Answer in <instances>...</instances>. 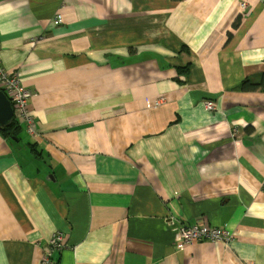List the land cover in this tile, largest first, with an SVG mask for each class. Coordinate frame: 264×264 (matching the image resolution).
I'll return each mask as SVG.
<instances>
[{
	"label": "crops",
	"instance_id": "1",
	"mask_svg": "<svg viewBox=\"0 0 264 264\" xmlns=\"http://www.w3.org/2000/svg\"><path fill=\"white\" fill-rule=\"evenodd\" d=\"M0 44L37 125L0 132V264H264V0H0Z\"/></svg>",
	"mask_w": 264,
	"mask_h": 264
},
{
	"label": "built area",
	"instance_id": "2",
	"mask_svg": "<svg viewBox=\"0 0 264 264\" xmlns=\"http://www.w3.org/2000/svg\"><path fill=\"white\" fill-rule=\"evenodd\" d=\"M243 6L245 7V4H243ZM62 21V14H58L55 17L53 24L59 25ZM0 87L3 88L11 100L15 108V116L17 120L25 125L29 134L35 135L37 133V125L34 116L29 111V99L33 92L24 85L18 73H9L4 70L1 66V61ZM206 107L208 110H215V105L212 101H207ZM233 237V232L225 227H209L201 223L180 224L176 234V247L179 250H184L188 245L196 242H228L232 240ZM63 241L64 236L61 232L54 234L49 242L48 248L40 260V264H56L54 254L63 249Z\"/></svg>",
	"mask_w": 264,
	"mask_h": 264
},
{
	"label": "water",
	"instance_id": "3",
	"mask_svg": "<svg viewBox=\"0 0 264 264\" xmlns=\"http://www.w3.org/2000/svg\"><path fill=\"white\" fill-rule=\"evenodd\" d=\"M15 108L6 92L0 88V128L8 126L15 119Z\"/></svg>",
	"mask_w": 264,
	"mask_h": 264
},
{
	"label": "trees",
	"instance_id": "4",
	"mask_svg": "<svg viewBox=\"0 0 264 264\" xmlns=\"http://www.w3.org/2000/svg\"><path fill=\"white\" fill-rule=\"evenodd\" d=\"M238 23H239V20L234 25L237 26ZM243 88L249 90V89H254L255 87L250 85V83H248V82H244ZM1 89H3V88H1ZM21 131H22V127H21V125H20V123L16 117L11 124H9L8 126L0 128V132L5 137H10V138H17L20 135Z\"/></svg>",
	"mask_w": 264,
	"mask_h": 264
}]
</instances>
